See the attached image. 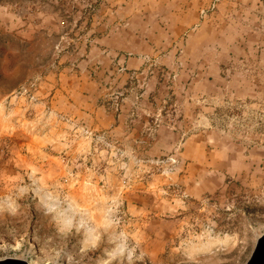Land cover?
I'll return each instance as SVG.
<instances>
[{"label":"rangeland","instance_id":"obj_1","mask_svg":"<svg viewBox=\"0 0 264 264\" xmlns=\"http://www.w3.org/2000/svg\"><path fill=\"white\" fill-rule=\"evenodd\" d=\"M76 3L0 0V58L95 54L117 58L115 64L100 62L95 68L103 72L115 66L138 83L139 68L126 61L133 55L130 48L86 45L92 32L78 25ZM37 6L52 14L39 16ZM149 19L152 26L156 20L165 22L161 15ZM35 22L49 29L32 38ZM202 23L207 24L208 44L197 51L189 38ZM152 26L147 33L156 36L143 57V81L163 89L150 96V121L178 126L185 117L199 120L205 112L213 135L178 143L142 160V166L134 156L116 155L120 185L115 190L108 191L103 180L100 187L93 185L91 174L69 189L61 185L64 176H53L52 189L43 190L36 185L44 182L40 175L18 167L12 123L2 121L0 259L28 264H245L251 257L264 233V0H209L200 7L197 23L182 32L180 43L157 45L163 31ZM204 72L212 83L197 87L211 88L206 110L200 107L201 91L188 98V89L197 91ZM101 82L110 85L106 76ZM115 95L110 102L123 97ZM188 99L197 109L185 111L182 104Z\"/></svg>","mask_w":264,"mask_h":264},{"label":"crops","instance_id":"obj_2","mask_svg":"<svg viewBox=\"0 0 264 264\" xmlns=\"http://www.w3.org/2000/svg\"><path fill=\"white\" fill-rule=\"evenodd\" d=\"M74 1L78 25L81 30L92 32L86 45L130 48L133 55L126 61L131 65L128 67L139 68L135 72L139 82H131L126 70L118 73L115 66L109 65L103 72L98 65L95 68V63L117 62V58H99L95 54L88 58H0V124L12 123L18 167L40 175V180H44L36 184L40 189L51 190L53 176H64L61 185L69 189L88 181L86 176L91 174L93 185L100 187L103 180L104 187L111 191L120 185L116 155L120 159L134 156L136 164L142 166V160L155 158L178 143L200 142L207 133L213 135L207 129L212 122H207L205 112L199 120L185 117L178 126L165 120L151 122L150 96L162 94L163 87L145 86L147 73L142 69L147 61L143 58L145 51L156 36L147 33L152 26L149 16L165 18L163 24L156 20L151 29L163 31L156 38L157 45L174 44L177 40L180 43L182 32L197 23L200 7L209 0ZM35 11L41 12L39 16L52 14L46 6H37ZM200 25L189 38L197 51L208 44L207 24ZM32 27V38L49 29L45 23L35 22ZM22 63L27 65L21 68ZM104 76L108 87L102 86ZM204 76L195 87L207 82L211 85L210 74L204 72ZM196 90L189 88L188 98L201 91L204 100L200 107L206 110L211 88ZM116 93L123 97L119 102H110ZM189 100L182 104L185 111L197 109L198 105H190ZM189 126L194 130L189 132Z\"/></svg>","mask_w":264,"mask_h":264},{"label":"water","instance_id":"obj_3","mask_svg":"<svg viewBox=\"0 0 264 264\" xmlns=\"http://www.w3.org/2000/svg\"><path fill=\"white\" fill-rule=\"evenodd\" d=\"M0 264H28L21 259H0ZM245 264H264V233L258 238L251 257Z\"/></svg>","mask_w":264,"mask_h":264}]
</instances>
